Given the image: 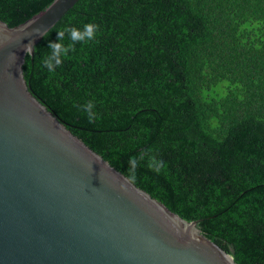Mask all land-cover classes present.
Returning <instances> with one entry per match:
<instances>
[{"label":"trees","instance_id":"1","mask_svg":"<svg viewBox=\"0 0 264 264\" xmlns=\"http://www.w3.org/2000/svg\"><path fill=\"white\" fill-rule=\"evenodd\" d=\"M53 1L0 0V20ZM86 23L96 38L43 67ZM26 57L29 89L75 136L126 177L137 157L133 184L237 264H264V0H79Z\"/></svg>","mask_w":264,"mask_h":264},{"label":"water","instance_id":"2","mask_svg":"<svg viewBox=\"0 0 264 264\" xmlns=\"http://www.w3.org/2000/svg\"><path fill=\"white\" fill-rule=\"evenodd\" d=\"M77 2L55 0L16 27L0 20V264H237L197 221L126 184L29 89L25 45L33 57Z\"/></svg>","mask_w":264,"mask_h":264},{"label":"clouds","instance_id":"3","mask_svg":"<svg viewBox=\"0 0 264 264\" xmlns=\"http://www.w3.org/2000/svg\"><path fill=\"white\" fill-rule=\"evenodd\" d=\"M99 31V25L95 23H86L83 28L75 27H65L63 30L59 31L57 34V41H50L48 43V52L42 57L41 63L43 67L47 68L49 72H54L55 69L62 65L63 61L69 57V54L75 51V46L77 43L83 44L92 41L96 38ZM36 35H42L40 29L35 30ZM67 34L69 43L65 44L64 39ZM33 48V44L30 42L25 45V51L27 54ZM14 56V54H13ZM95 108L94 102L90 101L88 104L83 106V110L87 113L89 122L95 120V113L93 109ZM143 159V156L140 157ZM128 176L126 178L127 183H135L136 169L139 166L138 158L133 156L129 159ZM149 168L152 167L151 164L148 165ZM126 185L122 184L121 187L125 188Z\"/></svg>","mask_w":264,"mask_h":264}]
</instances>
